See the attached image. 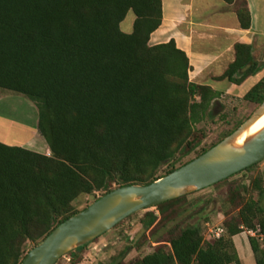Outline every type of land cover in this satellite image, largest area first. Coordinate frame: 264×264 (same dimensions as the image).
<instances>
[{
	"label": "trees",
	"instance_id": "obj_1",
	"mask_svg": "<svg viewBox=\"0 0 264 264\" xmlns=\"http://www.w3.org/2000/svg\"><path fill=\"white\" fill-rule=\"evenodd\" d=\"M223 1L248 29L246 1ZM128 12L133 20L125 33L120 24ZM161 18V0H0V88L34 102L35 128L49 150L0 142V264H20L26 242L35 246L84 209L88 204L73 208L79 196L96 199L116 187L151 183L242 123L181 162L200 145L204 131L195 126L212 118L221 93L189 80L188 58L173 39L149 44ZM233 49L234 60L215 79L239 85L264 63L251 44ZM243 99L256 107L264 101V74ZM163 165L169 167L161 174ZM263 181L264 170L230 190L226 202L234 213L220 210L219 237L205 239L197 222L175 224L166 248L130 264H242L233 237L243 232L254 233L247 243L255 264H264ZM184 198L153 206L159 219L145 211L143 228L168 221ZM83 247L68 255L76 258Z\"/></svg>",
	"mask_w": 264,
	"mask_h": 264
},
{
	"label": "rangeland",
	"instance_id": "obj_2",
	"mask_svg": "<svg viewBox=\"0 0 264 264\" xmlns=\"http://www.w3.org/2000/svg\"><path fill=\"white\" fill-rule=\"evenodd\" d=\"M132 19V13L128 12L120 24L123 32H131ZM156 36L153 34L151 39L150 35L149 44L154 45L151 40H155ZM262 58L264 60V51H261V55L257 56V60L264 63ZM259 78H261L260 75ZM255 80L253 79L250 82L253 83ZM250 82L246 83L244 85L246 87L242 89L241 87H231L229 89L230 86L227 83H224V86L218 89L221 95L213 101L211 107L212 118H207L195 126L204 131L205 136L202 138L200 145L181 162L195 157L202 148H208L216 143L226 132L248 118L256 108V105L243 99V95L247 91L243 94V91L239 92V90L248 88ZM36 118L37 111L34 102L23 94L0 88V137L3 138L4 142L14 146H18L20 143L25 146L24 148L45 154L48 151V147L40 135L31 144L32 139L28 140V136L20 133L17 129V126H20L17 123L21 124L22 122L33 126ZM19 139L21 141L26 139L28 142L23 144V142H18ZM179 163L175 162V166H178ZM168 167L169 165H163L159 173L162 174ZM263 170L264 160L257 163L252 170L240 171L226 181L186 194L183 200L172 207L174 211H177L175 214L170 215L169 210L166 211V213H169V217L173 216L172 218L166 222H158L157 220L148 229L143 228L140 219L147 210L155 212L159 219L160 214L157 209L149 207L129 215L109 231L84 245L82 250L76 252V258L72 259L67 253L60 257L55 264H130L134 260L140 259L143 255L154 251L157 247L166 248L169 236L167 230L175 224L184 225L197 222L201 226L205 239H210L211 236L213 237L211 231L217 226L220 227L225 219L223 212H228L229 215L234 213L226 202L230 190L234 186L248 184L254 174ZM96 196H98V193H96ZM94 199L93 196L81 195L72 202L73 208L80 210ZM194 203L196 204L195 206ZM261 204L264 208V197L261 200ZM198 209H200L199 212H196ZM204 218L207 219L206 222H204ZM253 234L248 232L247 236ZM32 246L31 242H26L25 253Z\"/></svg>",
	"mask_w": 264,
	"mask_h": 264
},
{
	"label": "water",
	"instance_id": "obj_3",
	"mask_svg": "<svg viewBox=\"0 0 264 264\" xmlns=\"http://www.w3.org/2000/svg\"><path fill=\"white\" fill-rule=\"evenodd\" d=\"M264 115V101L235 130L168 174L145 185L116 187L65 219L33 246L20 264H55L138 211L216 184L264 160V126L243 134Z\"/></svg>",
	"mask_w": 264,
	"mask_h": 264
},
{
	"label": "crops",
	"instance_id": "obj_4",
	"mask_svg": "<svg viewBox=\"0 0 264 264\" xmlns=\"http://www.w3.org/2000/svg\"><path fill=\"white\" fill-rule=\"evenodd\" d=\"M245 1L251 18L248 29L240 27L233 4H227L223 0H161V23L151 33V39L153 34L157 35L151 43L158 44L173 39L177 48L188 58L189 80L210 85L216 91L223 87L224 83L230 86L229 89H242L246 87V83L256 79L255 82H250V86L245 90H239L244 94L260 79L259 75L263 76L264 68L239 85L215 78L234 60L235 43L251 44L256 59L261 55V51H264V0ZM36 120L33 126L24 122L17 123L20 125L17 126L19 132L28 136V140L32 139L31 144L39 135L35 128ZM28 140L19 139L18 142L26 144ZM0 142L12 145L4 142L2 137ZM18 146L25 147L20 143ZM48 151L46 155H49ZM246 233L248 234L243 232ZM243 234L233 237L238 255L242 264H255L247 243V234L242 236Z\"/></svg>",
	"mask_w": 264,
	"mask_h": 264
},
{
	"label": "bare ground",
	"instance_id": "obj_5",
	"mask_svg": "<svg viewBox=\"0 0 264 264\" xmlns=\"http://www.w3.org/2000/svg\"><path fill=\"white\" fill-rule=\"evenodd\" d=\"M262 126H264V115H262L259 119H257L254 124L251 126V128L248 130L247 134H243L240 138H239V142H241L243 140V138L245 137V135L247 136L248 134H251L257 130H259Z\"/></svg>",
	"mask_w": 264,
	"mask_h": 264
},
{
	"label": "built area",
	"instance_id": "obj_6",
	"mask_svg": "<svg viewBox=\"0 0 264 264\" xmlns=\"http://www.w3.org/2000/svg\"><path fill=\"white\" fill-rule=\"evenodd\" d=\"M211 233L213 234V237L217 238L222 233V228L217 226L211 231Z\"/></svg>",
	"mask_w": 264,
	"mask_h": 264
}]
</instances>
